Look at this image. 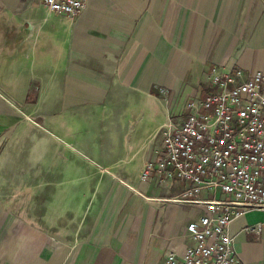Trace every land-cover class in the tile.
Here are the masks:
<instances>
[{"label":"crops","instance_id":"0c3cea01","mask_svg":"<svg viewBox=\"0 0 264 264\" xmlns=\"http://www.w3.org/2000/svg\"><path fill=\"white\" fill-rule=\"evenodd\" d=\"M212 67L264 70V0H88L75 16L0 0V264L182 255L206 207L179 200L188 183L141 172L163 152L161 126L209 93ZM12 159L43 176L38 216L21 208L30 184L15 191ZM229 231L242 264H264V211Z\"/></svg>","mask_w":264,"mask_h":264},{"label":"built area","instance_id":"2783aa9c","mask_svg":"<svg viewBox=\"0 0 264 264\" xmlns=\"http://www.w3.org/2000/svg\"><path fill=\"white\" fill-rule=\"evenodd\" d=\"M39 2L75 16L88 0ZM208 81L209 93L187 101L183 121L162 126L163 152L141 172L147 182H187L179 200L206 207L187 226L192 242L184 253L171 251L161 264H242L230 224L249 208L264 211V70L212 67Z\"/></svg>","mask_w":264,"mask_h":264},{"label":"rangeland","instance_id":"374dc122","mask_svg":"<svg viewBox=\"0 0 264 264\" xmlns=\"http://www.w3.org/2000/svg\"><path fill=\"white\" fill-rule=\"evenodd\" d=\"M204 84V83H203ZM169 99V98H168ZM167 107L169 108L171 106L170 104V99L168 101V104H166ZM175 106V105H174ZM173 106V108H175ZM183 108H184V105H183ZM187 113V112H186ZM161 129H162V126L161 128L159 129V133L161 132ZM21 148L18 149V151H20ZM16 151V147H11L8 149V152L10 153V155H12V152ZM5 163V162H4ZM7 167H10V168H17L19 169V172L15 173L16 176H11V179L14 178V181L13 183L15 184V191L17 189H19V186L21 184H25V183H29L30 184V187H29V196L24 199V207H21L23 210H32L31 211V214L32 216H38L39 214V209H37V205H38V197L36 195L33 194V191L32 189H34L35 186L38 185V180L40 178H43V176H38L36 174V171H37V167L36 166H32L30 165L28 162L24 161V160H21V159H18V160H9L6 164ZM174 181H178V180H174ZM180 181V180H179ZM184 182V181H183ZM187 183V182H186ZM189 187H187L188 189ZM187 189H182L181 190V194L184 192V190H187ZM21 191H19L20 193ZM172 192L174 193V191L172 190ZM19 196H21V194H19ZM35 198V199H34ZM29 200V201H28ZM43 202V201H42ZM30 208V209H29Z\"/></svg>","mask_w":264,"mask_h":264}]
</instances>
